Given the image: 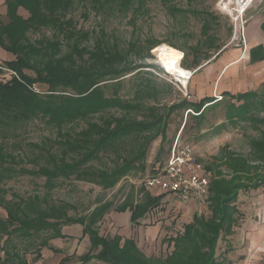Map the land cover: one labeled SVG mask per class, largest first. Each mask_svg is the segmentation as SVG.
I'll list each match as a JSON object with an SVG mask.
<instances>
[{
    "label": "trees",
    "instance_id": "trees-1",
    "mask_svg": "<svg viewBox=\"0 0 264 264\" xmlns=\"http://www.w3.org/2000/svg\"><path fill=\"white\" fill-rule=\"evenodd\" d=\"M149 1L4 0L7 14L0 15V47L15 56L5 68L17 77L6 79L0 68V208L7 214L6 219H0V264H33L42 258L43 249L62 254L52 244L65 239L63 229L74 225L83 228L91 245V251L77 264H232L228 256L233 250L231 237L243 218L238 207L240 195L264 187V84L258 90L223 92L222 101L204 97L197 102L180 99L161 104L173 87L153 78L154 72H163L162 67L147 63L152 58L150 51L161 42L147 39L148 55L137 52V57L131 50L123 51L104 41H98L93 49L80 45L90 33L78 29L72 16L77 6L87 5L86 12L91 8L106 18L117 15L137 20L147 14ZM194 1L187 0L192 6ZM160 2L174 17L189 12L201 17L203 41L191 48L195 54L191 64L189 53L182 51L183 68H200L202 60L216 59L225 52V44L211 34L214 26L219 27L217 15L205 9L179 8L176 0ZM20 9L28 13L27 18L19 14ZM43 29H52L53 38L32 41L31 34ZM229 32L233 36V26ZM148 75L151 78L132 87V95H121L127 76L135 82ZM35 85H45L48 90H34ZM218 110L223 111L222 120L209 123L208 116ZM180 112H188L182 132L191 128L198 138L242 129L249 154L225 145L205 165L211 180L206 201L210 215L195 214L184 226V233L171 239L173 251L166 259L148 258L133 239L123 243L119 236L100 235L98 225L113 209V202L100 203L89 215L75 217L71 215L76 211L73 204L51 199L60 181L85 182L109 191L138 171L145 172L151 145L159 137L163 143L171 116ZM39 121L55 130L59 139L12 140L20 137V130ZM188 121H192L191 126ZM79 124L85 125L81 131L64 132ZM249 130L256 135L249 136ZM129 139L136 146L122 155L118 147ZM110 153L116 155L115 159L110 157L111 164L97 167ZM17 177L43 179L46 193L8 199L1 184ZM143 192L141 201L125 199L115 211L129 210L130 221L138 225L151 210L163 209V196L152 198ZM220 243L227 246L222 251ZM23 244L27 246L21 249ZM31 249L36 253L34 262L26 255ZM70 259L64 257L59 264H68Z\"/></svg>",
    "mask_w": 264,
    "mask_h": 264
},
{
    "label": "rangeland",
    "instance_id": "rangeland-1",
    "mask_svg": "<svg viewBox=\"0 0 264 264\" xmlns=\"http://www.w3.org/2000/svg\"><path fill=\"white\" fill-rule=\"evenodd\" d=\"M219 1L220 0H196L194 3L192 2V6V4H188L187 0H176V5L179 8L189 11L192 7L198 8L199 10L205 9L217 15L219 17V27L214 26V30H212L211 34L217 35L219 41H221V45L225 44V52L230 53L235 49H240L244 52V45L232 42V33L229 32L232 29L231 19L219 10ZM88 9L87 5L77 6L72 13V16L77 21L78 29L90 33L88 40H81L80 42L82 47L88 49H93L98 41H104L113 47L118 46L123 51L131 50V54L134 57L138 56L137 52L147 56L148 53L145 52L148 46L146 40L150 39L169 46H177L181 49V52H188L189 57L187 61L191 64L195 55L191 48L199 41H203L201 35V17L195 16L190 12L174 17L162 6L160 0H150L147 8L148 11L146 12L147 14L139 17L137 20H131L129 16V18H125L117 15H111L109 18H106L96 14L91 8L89 12H86ZM21 14L28 16L25 10H22ZM132 22H134L135 25L132 24ZM53 36L54 31L52 29H43L38 33H32L31 39L35 41L44 37L53 38ZM132 44L135 45L134 48L131 47ZM143 44L144 46H142ZM156 48L150 51L152 58H148L147 63L159 65L163 68V72H154L152 74L153 78L157 82L163 81L171 84L173 87L172 94L163 99L161 104H170L172 101H179L180 99H188L197 102L198 97L201 98L204 95L206 97H214V95L223 93L217 85L218 79L215 80L217 76L215 75V71H218L216 69L217 66L214 65L216 61L215 56L209 61L202 60L200 65L201 69L199 67H192L193 69L190 71L194 72V75L189 81L186 89H184V85L178 82L175 77L170 75L163 67L156 53ZM141 49H143L144 52H140ZM185 52H182L184 56ZM149 77L151 78L150 75L143 76L137 81L131 82V76H127L124 80L125 84L121 91V95H132L134 91L132 87H136V85H139L142 81H146ZM34 87L39 91L47 92L48 90V87L45 85H35ZM185 92L188 93L187 97L184 95ZM199 92H201V94H199ZM109 94H112V90H109ZM214 116H216L215 119ZM222 117V110L211 113L208 116L209 123L220 122ZM186 120L187 113H174L171 116L167 126L166 139L162 143V139L159 137L153 142L148 151L146 160L147 168L145 172L138 171L122 180L116 188L109 191H104L98 186L85 182H77L74 180L60 181L53 191L51 199L55 202L62 201L73 204L76 207V211L71 212V215L75 217L89 215L100 203L108 201L113 202V209L98 225L100 235L109 237L119 236L123 239V243L127 239H133L137 243L138 248L148 258L166 259L173 251V247L170 245L171 239H174L178 234L181 235L184 233V226L192 222L194 215L198 214L204 217L210 215L208 205L203 200L189 201L190 204L189 202H185L180 206L178 199L175 198L174 195L164 192L160 193L145 186V179L147 177L157 175L164 169L171 143L179 138L182 145L193 146L199 161L204 166L210 163L212 158L216 156L225 145L230 146L233 151L240 154H249L248 142L246 137L243 136L242 129H230L218 136L204 137L203 135L205 134H202V138H198L196 136L197 132L195 130L192 132L191 128H187V130L182 132ZM188 122L191 126L192 121ZM209 123L206 127L209 126ZM84 126V124H79V126H75L74 129H70V127L65 128L64 132L70 131L74 133L75 131V133H77L81 131ZM247 134L249 136L256 135L251 130L247 131ZM19 135V138H12V140L20 141L21 137L29 142H41L46 138L59 139L56 138L57 132L55 130L52 131L41 121L38 123H30L29 126L19 131ZM134 146H136V144L133 142V139H129L118 147V151L122 155H127ZM110 157L115 159V153H110V155L105 156L102 164H99L97 167H102L103 164H111ZM43 184V179L17 177L2 183L1 187L8 192L7 198L12 199L16 196L28 197L30 195H35V193H41L42 191L46 193L43 189ZM143 191H147L152 198L163 196L164 199L162 202L164 206L163 209L151 210L148 212L149 214L140 221V224L136 225L130 221L131 213L129 210L117 212L115 208L119 207L125 199H130L131 197H133L135 202L141 201V197H143L142 194L145 193ZM251 194L253 195L246 196L245 202H241L240 206L248 205L247 202L252 204V200H255L256 204L262 202V200H264V187L257 191H252ZM252 207V211H254V206ZM257 208L258 211L252 214L254 220H257V215L264 214V204H258ZM6 218L7 214L5 210L0 208V219ZM138 226L142 227L139 242L136 240V231H134ZM65 233V239L54 241V245L52 244L54 247L60 249L62 254H56L53 251L48 252V249H43L42 251H44L45 256L41 253L42 258L34 262L36 253L31 249L26 253L27 259L34 262L33 264H58L64 257L69 256L71 259L68 264H77L81 256L91 251L89 238L83 235V228L80 225L66 227ZM26 246V244H23L20 245V248L24 249ZM226 247L224 243H220L219 250L222 251ZM235 258L237 259L238 257L233 256V259Z\"/></svg>",
    "mask_w": 264,
    "mask_h": 264
},
{
    "label": "crops",
    "instance_id": "crops-1",
    "mask_svg": "<svg viewBox=\"0 0 264 264\" xmlns=\"http://www.w3.org/2000/svg\"><path fill=\"white\" fill-rule=\"evenodd\" d=\"M21 11L22 9L19 10V14L27 18L28 16L22 15ZM6 14L5 2L0 0V15L5 16ZM246 20V47L244 52L243 50L235 49L230 53L224 52L215 59L214 65L217 66L216 69L218 71H213L216 72L215 80L218 79L217 85L220 87L221 92L237 94L258 90L264 84V0H256L248 10ZM14 60L15 56L12 53L0 47V67L5 68V63ZM3 72L7 74L4 70ZM204 97L206 96L198 97V100ZM251 193H244L239 198L238 207L243 212L244 217L238 227L235 228L234 235L231 237L233 250L228 256L232 264H264V214L257 215V220H254L252 216L258 211L257 205L260 203L264 204V200L257 204L255 200H252V204L247 202L248 205L240 206L241 202H245L247 195H253ZM181 204L183 203H180V206ZM252 206H254V211H252ZM65 228L62 231L64 235L66 234ZM141 229V226L134 229L137 242L140 241ZM47 251L51 252L50 250ZM42 253L45 256L44 251ZM233 256L238 258L233 259Z\"/></svg>",
    "mask_w": 264,
    "mask_h": 264
},
{
    "label": "built area",
    "instance_id": "built-area-1",
    "mask_svg": "<svg viewBox=\"0 0 264 264\" xmlns=\"http://www.w3.org/2000/svg\"><path fill=\"white\" fill-rule=\"evenodd\" d=\"M255 2L256 0L219 1V10L231 19L233 43L246 47V16L248 10ZM0 68L7 72L6 79H10L12 76L17 77L15 72L6 70L3 67ZM34 90L39 91L36 87H34ZM184 95L187 97L188 93L185 92ZM215 98L216 101H222L223 99L221 95H216ZM145 186L160 193L164 192L174 195L180 203L192 200H203L206 202L209 197L210 173L199 161L194 147L182 145L180 139L177 138L170 149L164 169L157 175L147 178Z\"/></svg>",
    "mask_w": 264,
    "mask_h": 264
},
{
    "label": "bare ground",
    "instance_id": "bare-ground-1",
    "mask_svg": "<svg viewBox=\"0 0 264 264\" xmlns=\"http://www.w3.org/2000/svg\"><path fill=\"white\" fill-rule=\"evenodd\" d=\"M158 58L166 71L187 87L193 73L182 67L184 55L178 49L162 44L156 48Z\"/></svg>",
    "mask_w": 264,
    "mask_h": 264
}]
</instances>
